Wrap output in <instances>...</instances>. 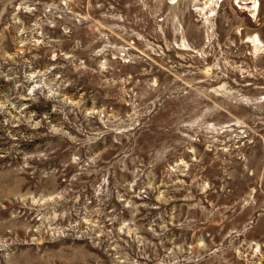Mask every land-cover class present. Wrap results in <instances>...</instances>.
Returning a JSON list of instances; mask_svg holds the SVG:
<instances>
[{"label":"rangeland","instance_id":"1","mask_svg":"<svg viewBox=\"0 0 264 264\" xmlns=\"http://www.w3.org/2000/svg\"><path fill=\"white\" fill-rule=\"evenodd\" d=\"M204 2L0 0V264H264V0Z\"/></svg>","mask_w":264,"mask_h":264},{"label":"bare ground","instance_id":"2","mask_svg":"<svg viewBox=\"0 0 264 264\" xmlns=\"http://www.w3.org/2000/svg\"><path fill=\"white\" fill-rule=\"evenodd\" d=\"M200 1H202V0H200ZM223 1L224 0H205L204 4L200 8L196 9V10L199 11L200 14H204V17L206 16V18L208 19L210 16L213 15V13L209 15V12L207 11V9L208 10L212 9L213 7L218 5L219 3H222ZM235 3L240 8H244V9L250 10L252 12V16L253 17L257 14V12L259 11V7H260L259 0H253L252 2H249V3H247V2H245L243 0H235ZM243 5H248V6L246 7V6H243ZM248 41H251L254 44L255 47L264 49V42L260 38L259 35L256 34V35L252 36ZM206 72H210V70L207 69Z\"/></svg>","mask_w":264,"mask_h":264},{"label":"water","instance_id":"3","mask_svg":"<svg viewBox=\"0 0 264 264\" xmlns=\"http://www.w3.org/2000/svg\"><path fill=\"white\" fill-rule=\"evenodd\" d=\"M259 264H261V263H259Z\"/></svg>","mask_w":264,"mask_h":264}]
</instances>
